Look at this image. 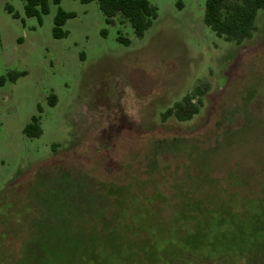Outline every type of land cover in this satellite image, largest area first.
<instances>
[{
    "label": "rangeland",
    "instance_id": "374dc122",
    "mask_svg": "<svg viewBox=\"0 0 264 264\" xmlns=\"http://www.w3.org/2000/svg\"><path fill=\"white\" fill-rule=\"evenodd\" d=\"M148 1L157 18L136 37L96 1H49L28 17L24 0H0V264H148L152 242L166 239L173 262L153 264L181 262L183 251L246 264L238 248L264 261V231L246 224L237 239L216 217L199 238L182 205L212 191L211 206L264 198V8L237 45L204 24L206 0ZM59 10L74 15L63 38L53 36ZM196 87L199 113L163 120ZM32 117L41 134L29 138ZM95 228L104 245L84 249L96 260L82 247Z\"/></svg>",
    "mask_w": 264,
    "mask_h": 264
},
{
    "label": "trees",
    "instance_id": "16d2710c",
    "mask_svg": "<svg viewBox=\"0 0 264 264\" xmlns=\"http://www.w3.org/2000/svg\"><path fill=\"white\" fill-rule=\"evenodd\" d=\"M24 13L28 17H40L42 14L48 13V4L51 1L55 5H59L62 0H24ZM82 4H87L90 2H98L99 8L105 16L107 23H112L116 15H122L131 25L134 35L136 37H142L144 33L151 27L153 21L157 18V9L150 4L148 0H78ZM264 8V0H206L204 7V24L211 29L218 37H221L229 42H234L237 45H242L245 41L252 38L255 27V20L259 10ZM8 11L11 13L12 9L8 7ZM74 15L72 13H66L62 10L58 11V14L54 20L53 36L55 38H63L66 36L61 27L64 25L65 21L68 18H72ZM120 42L129 43L127 39L118 38ZM11 79L15 81L19 76L25 75L24 72L10 74ZM203 91H200L199 87H196L195 92L190 95H186L181 102H178L174 105L173 108L169 109L166 113L162 115L163 120L167 117L172 116L179 122H186L191 120L195 115L199 113L200 106L202 102L194 101L195 97L202 96ZM56 104L55 96L51 95L49 98V105L54 106ZM24 133L27 137L33 138L38 137L41 134L40 123L38 117H32L31 122L26 125ZM109 189L108 195L113 198L120 197L123 193L120 188L117 191ZM214 194H209L210 197L208 200L215 198L214 195H217L214 191ZM115 196V197H114ZM124 196V195H123ZM234 195H229V199H232ZM123 198V197H122ZM211 198V199H210ZM120 199V198H119ZM207 199L203 196L200 200L195 201L194 207H190L186 203H182L183 206H186L194 222L192 226L195 229H198L199 238H203L201 234L204 232V228H200V224L204 226V223H208L209 220L213 218L218 219H229L230 230H235L237 232V239L240 236H244V225L248 226L250 229V235L255 234L259 235L264 231V221H259L260 216H264V198L254 197V198H244L240 202L231 201V204L222 203L214 204L211 206ZM192 219V220H193ZM109 223V222H108ZM108 223L106 222L107 226ZM93 225L99 226L98 223ZM105 226V225H104ZM95 227V226H94ZM121 229V227L119 226ZM95 229L92 230L95 231ZM188 232V231H187ZM172 235V232H170ZM169 233V234H170ZM201 233V234H200ZM157 235V234H156ZM247 235V236H250ZM150 240L153 239L152 236L149 237ZM92 240L93 245L101 244L104 245L102 235H99L98 232H93L89 238V235L83 238L82 247H83V257H89L90 259L96 260L95 247L92 250V254L89 256L85 254L84 246H90L89 240ZM167 241V239L165 240ZM158 244L157 248L155 247L156 242L153 241V249L155 250L154 257L152 260L148 261V264H153V260L157 263V259L167 260L173 262L169 255L164 253L163 246L168 245L166 242ZM123 243V242H122ZM237 244H243L239 241ZM100 245V246H101ZM123 246L125 247L124 243ZM88 247H86L87 249ZM151 246L145 247V252L150 255ZM163 251V253H162ZM257 250H247L239 248L237 252L244 259H246V264H264L263 260H259ZM133 255V251L128 250ZM184 255L179 259L181 262L176 264H203L209 262L201 255H196L192 252H184ZM153 255V254H152ZM130 256V257H131ZM190 259V260H189ZM192 261V262H191ZM191 262V263H190ZM211 263V262H209ZM138 264H142L139 263ZM145 264V263H144Z\"/></svg>",
    "mask_w": 264,
    "mask_h": 264
}]
</instances>
